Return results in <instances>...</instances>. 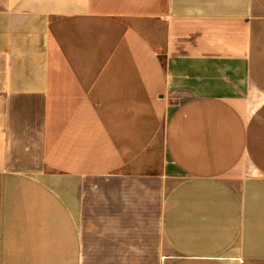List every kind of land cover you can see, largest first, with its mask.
<instances>
[{"label":"crops","instance_id":"0c3cea01","mask_svg":"<svg viewBox=\"0 0 264 264\" xmlns=\"http://www.w3.org/2000/svg\"><path fill=\"white\" fill-rule=\"evenodd\" d=\"M0 264H264V0H0Z\"/></svg>","mask_w":264,"mask_h":264},{"label":"rangeland","instance_id":"374dc122","mask_svg":"<svg viewBox=\"0 0 264 264\" xmlns=\"http://www.w3.org/2000/svg\"><path fill=\"white\" fill-rule=\"evenodd\" d=\"M96 4H98V6H99V5H105V6H107L106 4H100V3H96Z\"/></svg>","mask_w":264,"mask_h":264}]
</instances>
